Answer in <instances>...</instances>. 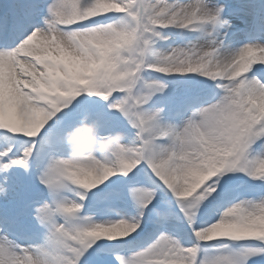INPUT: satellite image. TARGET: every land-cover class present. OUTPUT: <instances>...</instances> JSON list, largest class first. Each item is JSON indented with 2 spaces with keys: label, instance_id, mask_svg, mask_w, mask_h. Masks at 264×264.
<instances>
[{
  "label": "snow or ice",
  "instance_id": "snow-or-ice-1",
  "mask_svg": "<svg viewBox=\"0 0 264 264\" xmlns=\"http://www.w3.org/2000/svg\"><path fill=\"white\" fill-rule=\"evenodd\" d=\"M221 5L47 0L27 4L5 22L6 32L23 21L27 27L0 48V170H32L47 191L23 208L0 209V264H249L264 258V42L250 36L221 62L224 41L214 33L227 36L231 27ZM206 25L212 26L203 33L206 48L149 47L161 27ZM153 72L204 78L200 105L179 126L162 125L163 108L149 103L167 87ZM85 122L98 139L127 135L129 126L134 139L117 144L112 159L73 158L66 137ZM236 171L254 183L247 195L230 197L233 178L224 174ZM66 182L97 191L78 190L79 200H64L59 190ZM0 193L7 196L4 188ZM113 194L136 211L116 219L77 217L93 198ZM23 216L47 226L43 240L38 230L26 243L12 238ZM146 218L153 225L147 233L141 230ZM220 238L249 243H206Z\"/></svg>",
  "mask_w": 264,
  "mask_h": 264
},
{
  "label": "rangeland",
  "instance_id": "rangeland-1",
  "mask_svg": "<svg viewBox=\"0 0 264 264\" xmlns=\"http://www.w3.org/2000/svg\"><path fill=\"white\" fill-rule=\"evenodd\" d=\"M10 1H15L14 8L11 10L12 13H15V16L19 15L29 3L38 2L41 5H44L47 2H45V0ZM4 2V0H0V6H4ZM148 2L168 4L180 3L183 5L194 3L195 0H148ZM219 3L225 6L224 15L231 25L227 36L223 35V33H214V35L217 36V39L224 41V46L220 50L221 54L231 52L242 43L247 42L250 36L253 38L260 37L262 42H264V0H219ZM5 19L7 18L5 17ZM10 19L12 20V18ZM10 19L6 21L10 22ZM26 22L27 21H23L21 24H25ZM211 27V25H206L204 29L197 31H188L178 27H161L159 29L160 35L152 36V41L149 47L153 52H158L168 51L171 47L175 46L188 47L194 43L203 46L209 39V37L205 36L203 33L204 31L210 30ZM1 34L2 33H0V37ZM12 37L14 38H12L10 43L6 42L0 46V48L11 46L15 42L16 35H12ZM39 39L38 36L36 42H39ZM149 59H154V57L149 56ZM153 76L164 81L167 87L163 93H156L149 103L154 108H163L160 117V123L162 125L173 124L179 126L189 110L200 105L207 89V86L201 82L204 78L202 76L198 77L197 74L182 75L178 73L164 74L158 72H153ZM211 83L212 82L209 80L208 84L210 85ZM83 125L92 124L85 122L80 126ZM134 131L135 130L131 129V126H129V134L125 135L124 138L125 143H131L133 141ZM4 140V137H0V143H3ZM256 143H259V139ZM67 154L66 151L65 155ZM224 175L233 178L227 181L229 185L233 186L232 191L228 193V196L230 197H235L237 191H239L240 194L247 195L246 188L254 183V181L244 172H227ZM114 178L115 177H113V179ZM255 183H259V181H255ZM113 187H119V185H114ZM0 188H4L7 192V196L0 193V209L8 212L14 211L17 208L25 207L29 201L35 199L42 192L47 191L44 189L43 185L38 184L34 171L22 167H14L10 169L9 172L0 170ZM98 188L103 189L104 184L99 185ZM78 190L88 191L90 193L97 191L96 188L92 190L78 189L77 186L71 184V182H66V186L59 191L64 200H79L80 197L77 195ZM135 211L136 209L131 202L122 200L113 194L106 199H101L99 201H96V199L93 198V201L76 215L80 220H83L85 216H90L94 220L116 219L119 215L134 213ZM57 217L62 222H66L62 213H58ZM15 229L22 235L38 230L40 232L41 240H43L48 231L47 226L36 225L35 221L31 220L28 216H23L17 225L12 226L11 230ZM167 229L172 231L171 223L167 225ZM141 230L145 233L153 230V225L150 219L146 218ZM19 242L26 243L27 241L19 240ZM108 243L114 244L115 241H109ZM206 243L209 245L224 243L229 246H236L249 243V241H233L229 238H220V240L209 241ZM249 264H264V258L253 257L252 260L249 261Z\"/></svg>",
  "mask_w": 264,
  "mask_h": 264
},
{
  "label": "clouds",
  "instance_id": "clouds-1",
  "mask_svg": "<svg viewBox=\"0 0 264 264\" xmlns=\"http://www.w3.org/2000/svg\"><path fill=\"white\" fill-rule=\"evenodd\" d=\"M222 7L224 5H221ZM202 47H208L207 42ZM231 59V53L220 55L221 62ZM125 135L116 132L103 139H98L92 125L78 126L67 134L69 155L73 158L91 157L97 160L112 159L113 149L117 144L124 142Z\"/></svg>",
  "mask_w": 264,
  "mask_h": 264
},
{
  "label": "bare ground",
  "instance_id": "bare-ground-1",
  "mask_svg": "<svg viewBox=\"0 0 264 264\" xmlns=\"http://www.w3.org/2000/svg\"><path fill=\"white\" fill-rule=\"evenodd\" d=\"M3 38H4V37H2V36H1L0 40H2V41H3ZM10 41H11V38H10V39H7V40H5V43H6V42H7V43H10Z\"/></svg>",
  "mask_w": 264,
  "mask_h": 264
}]
</instances>
